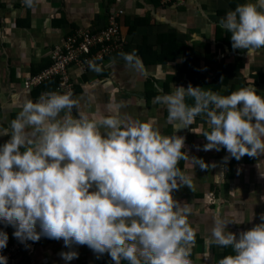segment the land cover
I'll list each match as a JSON object with an SVG mask.
<instances>
[{
    "label": "clouds",
    "instance_id": "obj_1",
    "mask_svg": "<svg viewBox=\"0 0 264 264\" xmlns=\"http://www.w3.org/2000/svg\"><path fill=\"white\" fill-rule=\"evenodd\" d=\"M218 23L233 49L249 55L264 47V0H244ZM121 56L138 62L135 50ZM153 102L166 108L174 126L185 128L201 115L210 125L202 134L204 150L223 147L237 160L264 153V96L247 87L220 95L191 84L175 86ZM75 104L69 93H42L34 102L25 100L9 121V139L0 144V224L12 226L21 242L62 240L69 248L59 253L65 262L78 255L71 249L76 244L106 252L115 264H192L189 209L172 195L190 184L177 167L184 137L115 115L73 117ZM242 220L213 218L212 242L231 248L215 264H264V213L238 235L226 229ZM7 240L0 230V249ZM0 264H7L6 256L0 255Z\"/></svg>",
    "mask_w": 264,
    "mask_h": 264
},
{
    "label": "crops",
    "instance_id": "obj_2",
    "mask_svg": "<svg viewBox=\"0 0 264 264\" xmlns=\"http://www.w3.org/2000/svg\"><path fill=\"white\" fill-rule=\"evenodd\" d=\"M243 2L172 0L160 6L158 0H32L31 5H26L23 0H0V144L9 139L5 130L10 132L9 121L25 100L34 102L42 93L57 92L58 85L48 91L39 90L42 84L53 80L29 90L24 88L27 79L51 66L55 47L79 29L106 27L112 14L123 12L118 19L123 51L101 61L85 75L73 72L75 84L70 95L76 104L70 115L75 117L79 112L95 120L115 115L123 121L150 122L163 135L184 137L181 151L185 155L177 167L189 177L190 184L174 189L172 195L178 203L187 204V221L194 230V239L200 238L190 245L192 264H215L231 248L208 239L213 218L243 219L226 225L228 231L237 235L261 222L264 153L245 154L237 160L223 147L219 151L204 150L206 140L202 134L210 129L207 121L198 115L185 128L174 126L166 120V108L154 103L153 97L189 84L220 95L247 87L264 96V47L249 55L244 49H233L229 34L218 23L226 11ZM161 36H167V55H175L165 62L145 63L139 51L146 49L147 54L152 51L160 55ZM170 36L182 45V53L175 52ZM133 50L138 62H126L121 53ZM187 57L192 72L195 67L197 70L193 80L185 71ZM187 102L191 103V99L187 98ZM193 158L201 159L207 167L201 168ZM218 200L229 204V209L220 212ZM13 231L10 225L4 229L7 242L14 237ZM71 249L78 255L65 262L59 253L69 248L62 240L44 239L33 257L37 264H115L106 252L94 253L86 245L74 244Z\"/></svg>",
    "mask_w": 264,
    "mask_h": 264
},
{
    "label": "built area",
    "instance_id": "obj_3",
    "mask_svg": "<svg viewBox=\"0 0 264 264\" xmlns=\"http://www.w3.org/2000/svg\"><path fill=\"white\" fill-rule=\"evenodd\" d=\"M171 1L162 0V4ZM122 14L121 11L112 14L109 17L108 25L104 28L79 29L67 36L60 45L55 47L51 55L52 65L42 74L27 79L24 88L29 90L46 81L56 79L58 81L57 92L72 93L75 84L73 81L75 70L82 75L87 74L101 61L110 58L116 52L123 51L124 44L118 21ZM41 237L34 242H21L13 237L3 249H0V255L7 257V264H37L33 253L39 245Z\"/></svg>",
    "mask_w": 264,
    "mask_h": 264
},
{
    "label": "trees",
    "instance_id": "obj_4",
    "mask_svg": "<svg viewBox=\"0 0 264 264\" xmlns=\"http://www.w3.org/2000/svg\"><path fill=\"white\" fill-rule=\"evenodd\" d=\"M175 1V0H174ZM161 3H162V0H158V4L161 6ZM160 38H162L163 39V41H161L160 40V44H161V46H162V53L160 54V55H156L154 52H152V51H150L149 53L150 54H147V52L149 51V50H146V49H144V48H142V49H144V50H146V51H144V50H140L139 51V53L143 56V60H144V62L145 63H160V62H165V59H167V57H170V56H174L175 55V53L173 52V53H169V55H167L168 53H166V51H168L169 49H168V42H167V36H161ZM172 38V40L174 39V46H175V52L176 53H182V45H179V44H176L175 43V36H170V38L169 39H171ZM167 55V56H166ZM190 59H188V57L186 58V61H185V71L189 74V76H190V79L191 80H193V76H197V70H196V67H195V72H192V70H191V66H189L188 64L190 63ZM50 65H52V64H50ZM47 85H49V87H47L46 88V86ZM57 85H58V81L56 80V79H54L52 82H47V83H45V84H42V86H41V88L39 89L40 91H48V90H50V89H54V88H56L57 87ZM40 93V92H39ZM38 93V94H39ZM7 226L8 225H6V224H3V226L0 228V230H3L4 231V229H6L7 228ZM44 239H49V240H52V239H50V238H47V237H45V236H42L41 237V240H44ZM6 244H7V242H6Z\"/></svg>",
    "mask_w": 264,
    "mask_h": 264
},
{
    "label": "rangeland",
    "instance_id": "obj_5",
    "mask_svg": "<svg viewBox=\"0 0 264 264\" xmlns=\"http://www.w3.org/2000/svg\"><path fill=\"white\" fill-rule=\"evenodd\" d=\"M180 1H183V2L186 3L188 0H180ZM218 201H219V204L217 205V207H218L217 209H218L220 212H221V211H227V209H229V207H228L229 204H227V203H225V202H222V201H220V200H218ZM213 203H214V202H213ZM210 204H212V203L210 202ZM210 206H211V205H210ZM210 206H209V207H210ZM209 207H208V208H209ZM227 207H228V208H227ZM203 237H204V236H203ZM195 239H200V238H199V237H196ZM195 239H194V240H195ZM208 239L211 240V237H210L209 235H208Z\"/></svg>",
    "mask_w": 264,
    "mask_h": 264
}]
</instances>
